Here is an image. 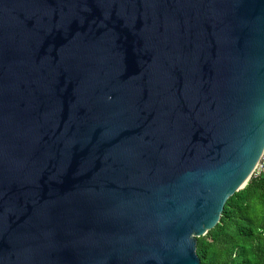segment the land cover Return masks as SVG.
Instances as JSON below:
<instances>
[{"label":"water","instance_id":"95a60500","mask_svg":"<svg viewBox=\"0 0 264 264\" xmlns=\"http://www.w3.org/2000/svg\"><path fill=\"white\" fill-rule=\"evenodd\" d=\"M264 154V0H0V264H201Z\"/></svg>","mask_w":264,"mask_h":264},{"label":"trees","instance_id":"16d2710c","mask_svg":"<svg viewBox=\"0 0 264 264\" xmlns=\"http://www.w3.org/2000/svg\"><path fill=\"white\" fill-rule=\"evenodd\" d=\"M196 252L201 264H264V165L227 199L215 226L197 237Z\"/></svg>","mask_w":264,"mask_h":264},{"label":"built area","instance_id":"2783aa9c","mask_svg":"<svg viewBox=\"0 0 264 264\" xmlns=\"http://www.w3.org/2000/svg\"><path fill=\"white\" fill-rule=\"evenodd\" d=\"M262 159H263V155L256 166V169H257L256 173H259L260 171L263 170L264 161Z\"/></svg>","mask_w":264,"mask_h":264},{"label":"rangeland","instance_id":"374dc122","mask_svg":"<svg viewBox=\"0 0 264 264\" xmlns=\"http://www.w3.org/2000/svg\"><path fill=\"white\" fill-rule=\"evenodd\" d=\"M257 169L255 168V171H256Z\"/></svg>","mask_w":264,"mask_h":264}]
</instances>
